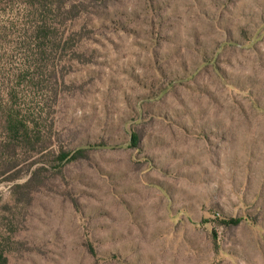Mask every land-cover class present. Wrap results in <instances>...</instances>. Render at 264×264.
<instances>
[{
	"label": "rangeland",
	"instance_id": "374dc122",
	"mask_svg": "<svg viewBox=\"0 0 264 264\" xmlns=\"http://www.w3.org/2000/svg\"><path fill=\"white\" fill-rule=\"evenodd\" d=\"M5 171L7 264H264V0H0Z\"/></svg>",
	"mask_w": 264,
	"mask_h": 264
},
{
	"label": "trees",
	"instance_id": "16d2710c",
	"mask_svg": "<svg viewBox=\"0 0 264 264\" xmlns=\"http://www.w3.org/2000/svg\"><path fill=\"white\" fill-rule=\"evenodd\" d=\"M14 124V122H12V121H10V123H9V125L10 124ZM12 124H11V126H12ZM13 127V126H12ZM13 128H15V127H13ZM18 132V131H17ZM16 137H18V136H16ZM10 141H9V145H10V143L11 142H15V139L12 137V138H10L9 139ZM16 146V145H15ZM14 146V147H15ZM12 170V169H11ZM10 171H5L4 173H3V175L0 177V178H2L3 176H5V175H7L8 173H9ZM5 178V177H4ZM15 180V179H17L16 177H8L7 178V180ZM7 257H5V255H0V264H7Z\"/></svg>",
	"mask_w": 264,
	"mask_h": 264
}]
</instances>
